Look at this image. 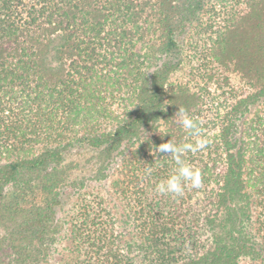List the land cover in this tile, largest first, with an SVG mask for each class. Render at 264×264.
I'll return each mask as SVG.
<instances>
[{"label": "trees", "instance_id": "1", "mask_svg": "<svg viewBox=\"0 0 264 264\" xmlns=\"http://www.w3.org/2000/svg\"><path fill=\"white\" fill-rule=\"evenodd\" d=\"M229 1L0 0V264H264V0ZM181 108L203 185L159 195Z\"/></svg>", "mask_w": 264, "mask_h": 264}, {"label": "clouds", "instance_id": "2", "mask_svg": "<svg viewBox=\"0 0 264 264\" xmlns=\"http://www.w3.org/2000/svg\"><path fill=\"white\" fill-rule=\"evenodd\" d=\"M179 124L189 136L196 137L194 143L177 144L169 140L157 147L159 153H165L170 156L178 166L176 171L166 180L160 182L156 186V193L159 195H170L172 197H180L184 194L186 186L193 189H199L203 185L202 172L198 168H194L190 163L185 162L183 155L185 153H197L204 151L209 140L202 134V129L197 121L190 117L183 108L178 110ZM152 169H146V174L150 175Z\"/></svg>", "mask_w": 264, "mask_h": 264}, {"label": "rangeland", "instance_id": "3", "mask_svg": "<svg viewBox=\"0 0 264 264\" xmlns=\"http://www.w3.org/2000/svg\"><path fill=\"white\" fill-rule=\"evenodd\" d=\"M219 2V3H218ZM229 0H211L210 5L212 6L214 3H216L218 6L222 5L224 6L225 3L229 4ZM207 32H204L201 28H197L196 30H191V32L187 35L185 42L186 47V56L190 58L187 60V62L183 63L185 64L184 67H182L181 72L178 74V78L181 81L189 79L187 77V72L196 64H206L202 63L203 54L207 53ZM219 73V70H218ZM89 154H87L84 151H76L72 155L68 157L69 160H74L77 163L79 162L80 165L85 163V160L88 159ZM103 187V186H102Z\"/></svg>", "mask_w": 264, "mask_h": 264}]
</instances>
